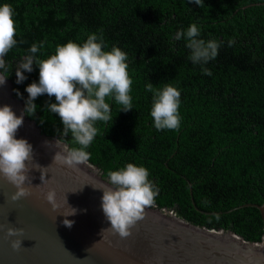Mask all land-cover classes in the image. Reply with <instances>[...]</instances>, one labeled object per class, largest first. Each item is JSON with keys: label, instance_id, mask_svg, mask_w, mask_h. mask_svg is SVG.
I'll return each mask as SVG.
<instances>
[{"label": "trees", "instance_id": "obj_1", "mask_svg": "<svg viewBox=\"0 0 264 264\" xmlns=\"http://www.w3.org/2000/svg\"><path fill=\"white\" fill-rule=\"evenodd\" d=\"M5 3L14 9L17 40L4 57L12 70L7 80L23 109L25 88L38 83L39 69L33 65L20 84L15 71L34 43L43 45L35 54L43 60L58 45L102 36L104 51L118 47L128 55L133 109L119 111L108 101L113 121H97L87 163L106 179L128 163L145 167L157 190L152 207L207 231L261 243L264 229L255 208L228 211L264 201V0H203L204 7L187 0H0ZM191 24L200 39L220 44L207 64H193L186 40L175 39ZM148 82L180 91L178 130L154 128ZM33 103L35 114L25 116L42 134L78 147L70 134L61 137V121L47 109L55 97L42 95Z\"/></svg>", "mask_w": 264, "mask_h": 264}, {"label": "clouds", "instance_id": "obj_2", "mask_svg": "<svg viewBox=\"0 0 264 264\" xmlns=\"http://www.w3.org/2000/svg\"><path fill=\"white\" fill-rule=\"evenodd\" d=\"M187 3L204 7L203 0H187ZM13 16L14 9L10 4L0 5V86L5 85L12 72L4 57L17 45ZM200 35L196 24H191L186 31H177L175 35L176 40H186L185 46L191 51L189 59L193 64H207L214 60L220 48L217 41H205L199 38ZM41 47L43 45L34 43L15 71V82L20 84L27 79L23 73H31L33 65L39 69L38 83L33 82L25 88L28 98L21 115L17 116L10 106H0V177L16 189L12 201L31 195L29 188L25 187L26 184L31 185V171L41 173L47 169L34 162L33 148L27 140L15 138L16 132L23 125L24 116L35 114L37 105L33 101L36 98L42 95L55 97L56 103L48 104L47 109L59 117L63 126L61 137L70 134L71 143L78 145L70 148L66 146L65 155L56 153L53 158V162L68 169H74L90 159L86 149L99 134L95 126L97 121L106 124L113 121L109 100L121 106L119 111L128 112L133 109L130 95L133 80L128 72V55L120 48L112 47L110 51H104L102 36L94 33L89 34L82 44L69 41L58 45L55 53L43 60L35 55ZM202 72L208 76L212 74L207 68H202ZM145 90L152 93L150 116L154 128L157 131L178 130L181 121L180 91L171 84L158 88L150 82L145 85ZM16 94L20 96L18 91ZM107 177L108 185L96 187L88 184L103 193L100 207L110 227L102 230V233L110 232L120 239H127L132 235L131 229L144 219L145 209L154 205L157 190L148 179L149 171L132 163L120 170L109 171ZM40 179L42 181L41 176ZM44 199L53 211L65 217L86 211L69 206L65 195V214L60 210L61 205L57 203L54 190L48 191ZM62 223L71 228L74 221L64 219ZM22 233V229L9 227L6 235L18 237ZM11 248L18 251L21 240H13Z\"/></svg>", "mask_w": 264, "mask_h": 264}, {"label": "water", "instance_id": "obj_3", "mask_svg": "<svg viewBox=\"0 0 264 264\" xmlns=\"http://www.w3.org/2000/svg\"><path fill=\"white\" fill-rule=\"evenodd\" d=\"M5 105L21 115L23 103L13 97L8 80L0 86V106ZM15 138L27 140L34 162L47 169L29 173L31 185L25 187L31 195L17 201L11 200L16 189L0 177V264H264V236L259 245L244 243L229 231H207L152 206L145 209L144 219L131 229L129 238L102 233L110 227L100 207L103 193L88 184L108 185V179L87 162L90 168L79 164L74 169L53 162L56 153L65 155L58 145H66L42 134L26 116ZM50 190L56 192L65 214V195L69 206L86 211L69 217L53 211L44 199ZM244 207L258 211L264 229V201L228 212ZM64 219L73 220V226L65 227ZM9 227L22 229V235L8 237ZM16 239L21 240V248L13 251L11 242Z\"/></svg>", "mask_w": 264, "mask_h": 264}, {"label": "bare ground", "instance_id": "obj_4", "mask_svg": "<svg viewBox=\"0 0 264 264\" xmlns=\"http://www.w3.org/2000/svg\"><path fill=\"white\" fill-rule=\"evenodd\" d=\"M58 147L60 148V151H61V152H63L64 154H66V152H65V148H64L62 145H58ZM80 165H83L85 168H90L86 163H83V164H80ZM94 174H95L96 176L99 175L98 172H95Z\"/></svg>", "mask_w": 264, "mask_h": 264}]
</instances>
